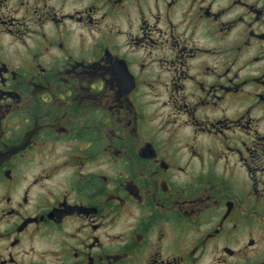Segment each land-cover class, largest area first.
<instances>
[{"label": "flooded vegetation", "instance_id": "1", "mask_svg": "<svg viewBox=\"0 0 264 264\" xmlns=\"http://www.w3.org/2000/svg\"><path fill=\"white\" fill-rule=\"evenodd\" d=\"M0 264H264V0H0Z\"/></svg>", "mask_w": 264, "mask_h": 264}]
</instances>
